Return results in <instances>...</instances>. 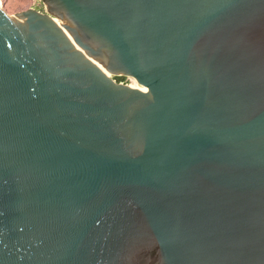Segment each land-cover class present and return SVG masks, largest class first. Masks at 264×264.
<instances>
[{
    "label": "water",
    "instance_id": "95a60500",
    "mask_svg": "<svg viewBox=\"0 0 264 264\" xmlns=\"http://www.w3.org/2000/svg\"><path fill=\"white\" fill-rule=\"evenodd\" d=\"M40 1L0 5V264H264V0Z\"/></svg>",
    "mask_w": 264,
    "mask_h": 264
},
{
    "label": "rangeland",
    "instance_id": "374dc122",
    "mask_svg": "<svg viewBox=\"0 0 264 264\" xmlns=\"http://www.w3.org/2000/svg\"><path fill=\"white\" fill-rule=\"evenodd\" d=\"M0 5L9 15H13L29 8L43 11V5L40 0H0ZM122 82L123 84L130 85L133 83L132 79H126V77L122 79Z\"/></svg>",
    "mask_w": 264,
    "mask_h": 264
},
{
    "label": "built area",
    "instance_id": "2783aa9c",
    "mask_svg": "<svg viewBox=\"0 0 264 264\" xmlns=\"http://www.w3.org/2000/svg\"><path fill=\"white\" fill-rule=\"evenodd\" d=\"M116 82H120L117 80L118 77H112ZM126 79H130V78H126ZM133 81V80H132ZM120 83H123V82H120Z\"/></svg>",
    "mask_w": 264,
    "mask_h": 264
},
{
    "label": "flooded vegetation",
    "instance_id": "af4514ba",
    "mask_svg": "<svg viewBox=\"0 0 264 264\" xmlns=\"http://www.w3.org/2000/svg\"><path fill=\"white\" fill-rule=\"evenodd\" d=\"M123 78H124V77H118L117 80L120 81V82H122V79H123Z\"/></svg>",
    "mask_w": 264,
    "mask_h": 264
},
{
    "label": "bare ground",
    "instance_id": "6f19581e",
    "mask_svg": "<svg viewBox=\"0 0 264 264\" xmlns=\"http://www.w3.org/2000/svg\"><path fill=\"white\" fill-rule=\"evenodd\" d=\"M134 84H135V82L133 81V83L131 85H134Z\"/></svg>",
    "mask_w": 264,
    "mask_h": 264
}]
</instances>
